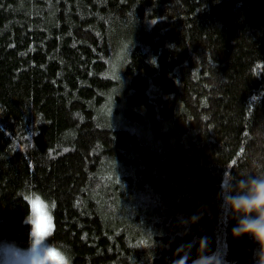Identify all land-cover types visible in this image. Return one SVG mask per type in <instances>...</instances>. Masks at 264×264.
<instances>
[{
    "label": "trees",
    "instance_id": "1",
    "mask_svg": "<svg viewBox=\"0 0 264 264\" xmlns=\"http://www.w3.org/2000/svg\"><path fill=\"white\" fill-rule=\"evenodd\" d=\"M262 174L264 0H0V242L34 191L72 264H257Z\"/></svg>",
    "mask_w": 264,
    "mask_h": 264
},
{
    "label": "clouds",
    "instance_id": "2",
    "mask_svg": "<svg viewBox=\"0 0 264 264\" xmlns=\"http://www.w3.org/2000/svg\"><path fill=\"white\" fill-rule=\"evenodd\" d=\"M261 189H264V174L242 176L239 179L230 177L225 181L223 192V207L237 221L232 229L233 234L250 235L260 245L257 264L264 261V237L260 235L264 232V205L257 207L254 203L260 198ZM25 194L30 200H35L38 196L45 206L44 211L52 215L53 202L34 191ZM26 203H29V200ZM36 221L37 213L29 203V210L23 221L29 228L27 244L21 245L16 241L7 240L0 242V264H72L68 247L63 243L53 242L52 232L43 236L34 234ZM194 264H222V262L216 255H202L194 261Z\"/></svg>",
    "mask_w": 264,
    "mask_h": 264
},
{
    "label": "snow or ice",
    "instance_id": "3",
    "mask_svg": "<svg viewBox=\"0 0 264 264\" xmlns=\"http://www.w3.org/2000/svg\"><path fill=\"white\" fill-rule=\"evenodd\" d=\"M29 200L30 204L33 207V210L37 213L36 227L34 229V234L38 236H43L51 233L54 230L52 225V218L44 211V205L41 202L40 198L37 196L35 200H30L29 197H26ZM257 207L264 205V189L260 190V198L254 202ZM55 207V204H53ZM260 235L264 237V232H261ZM51 255V254H50Z\"/></svg>",
    "mask_w": 264,
    "mask_h": 264
}]
</instances>
